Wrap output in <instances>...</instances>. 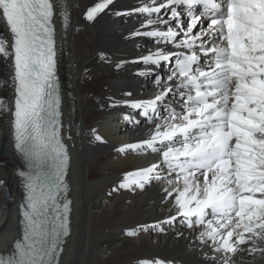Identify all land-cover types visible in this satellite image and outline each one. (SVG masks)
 I'll return each mask as SVG.
<instances>
[{"label":"snow or ice","instance_id":"6c2138e0","mask_svg":"<svg viewBox=\"0 0 264 264\" xmlns=\"http://www.w3.org/2000/svg\"><path fill=\"white\" fill-rule=\"evenodd\" d=\"M114 3L97 0L84 18L96 21ZM69 7L66 0H0V22L10 33V39L0 35V57L10 61L13 84V100L0 99V114L7 115L13 147L24 161L16 172L24 190L20 233L10 254H0V264H60L71 235L55 23L69 26ZM133 13L143 19L131 35L155 45L133 61L145 66L139 74L172 67L166 77L156 76L150 98L113 102L134 110L146 127L141 138L116 151L157 157L126 173L113 191L155 185L168 215L126 235L164 233L180 224L208 250L210 264H243L247 257L262 264L264 0H143L115 15ZM124 119L142 126L131 114ZM92 134L105 142L96 129Z\"/></svg>","mask_w":264,"mask_h":264},{"label":"bare ground","instance_id":"6f19581e","mask_svg":"<svg viewBox=\"0 0 264 264\" xmlns=\"http://www.w3.org/2000/svg\"><path fill=\"white\" fill-rule=\"evenodd\" d=\"M97 0H66L69 26L58 20L59 64L63 72L65 142L72 156L68 183L73 200L72 234L60 264H138L140 260L159 259L165 264H210L208 250L182 225L164 233L149 230L136 237L126 231L140 225H152L166 218L167 208L160 202V190L153 185L144 190L119 189L126 173L154 162L152 154L119 153L122 144L136 142L145 132L143 117L140 127L124 119L135 111L125 106H112L114 101L147 99L156 90L157 75L166 77L171 69L140 75L145 67L133 63L137 57L155 47L151 38L134 37L142 16L123 20L115 12H127L143 0H115L112 12L96 21H87L84 12ZM0 35L10 33L0 22ZM104 54L106 59H101ZM127 61V63H122ZM121 64L117 68L116 65ZM169 69L168 70H166ZM160 69V70H162ZM131 92V97L126 93ZM9 96H12L10 98ZM10 105L13 100L10 61L0 57V99ZM96 129L104 143L93 138ZM71 139H68V137ZM20 159L13 150L10 121L0 114V253L8 252L19 235V209L24 194L16 175ZM111 193V194H110ZM183 232L184 235H178ZM256 261H260L259 254ZM243 264H254L247 257ZM264 264V262H262Z\"/></svg>","mask_w":264,"mask_h":264},{"label":"rangeland","instance_id":"374dc122","mask_svg":"<svg viewBox=\"0 0 264 264\" xmlns=\"http://www.w3.org/2000/svg\"><path fill=\"white\" fill-rule=\"evenodd\" d=\"M10 98H12V96H9Z\"/></svg>","mask_w":264,"mask_h":264}]
</instances>
